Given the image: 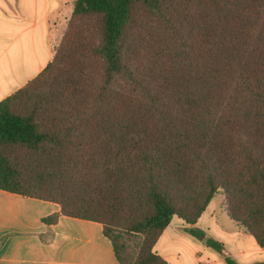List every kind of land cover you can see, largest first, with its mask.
<instances>
[{
    "label": "trees",
    "instance_id": "1",
    "mask_svg": "<svg viewBox=\"0 0 264 264\" xmlns=\"http://www.w3.org/2000/svg\"><path fill=\"white\" fill-rule=\"evenodd\" d=\"M0 189L102 223L119 264L123 235L133 264H167L161 233L220 190L264 246V0H75L53 60L0 102Z\"/></svg>",
    "mask_w": 264,
    "mask_h": 264
},
{
    "label": "crops",
    "instance_id": "2",
    "mask_svg": "<svg viewBox=\"0 0 264 264\" xmlns=\"http://www.w3.org/2000/svg\"><path fill=\"white\" fill-rule=\"evenodd\" d=\"M74 2L0 0V102L53 60ZM208 208L194 225L174 217L161 233L154 250L167 264H226L227 256L239 264L264 262V246L225 208L215 207L208 223L198 225ZM191 227L205 238L191 234ZM0 264L119 263L102 223L65 215L56 202L0 189Z\"/></svg>",
    "mask_w": 264,
    "mask_h": 264
},
{
    "label": "rangeland",
    "instance_id": "3",
    "mask_svg": "<svg viewBox=\"0 0 264 264\" xmlns=\"http://www.w3.org/2000/svg\"><path fill=\"white\" fill-rule=\"evenodd\" d=\"M212 200L213 201L210 202V205L208 206L209 208H208V212H207L206 216H203V218L198 223V225L205 226L208 223L209 214L214 210L215 207L225 208L226 212L228 213V211H227V209H228L227 208L228 198H227V194L223 190H220V192H218ZM121 242L124 245L122 255H123V258L125 259V262L127 264H133L136 257H137L139 246L141 244L140 239L136 238V237H130L128 235H123ZM170 251L171 250L167 251V253H166L167 256H169V258H171L173 256V258H174V255H172V253ZM185 258H186V256H185Z\"/></svg>",
    "mask_w": 264,
    "mask_h": 264
}]
</instances>
